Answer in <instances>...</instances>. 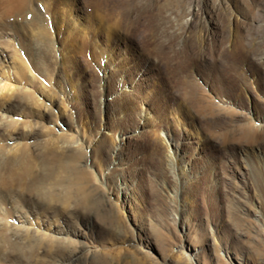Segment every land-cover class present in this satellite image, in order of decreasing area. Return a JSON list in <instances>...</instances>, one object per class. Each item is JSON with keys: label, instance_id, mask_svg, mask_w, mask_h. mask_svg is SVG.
<instances>
[{"label": "rangeland", "instance_id": "obj_1", "mask_svg": "<svg viewBox=\"0 0 264 264\" xmlns=\"http://www.w3.org/2000/svg\"><path fill=\"white\" fill-rule=\"evenodd\" d=\"M261 59L264 0H0V264H264Z\"/></svg>", "mask_w": 264, "mask_h": 264}, {"label": "bare ground", "instance_id": "obj_2", "mask_svg": "<svg viewBox=\"0 0 264 264\" xmlns=\"http://www.w3.org/2000/svg\"><path fill=\"white\" fill-rule=\"evenodd\" d=\"M21 1V0H20ZM23 1V0H22ZM22 3V2H21ZM262 60V59H261ZM263 61V60H262ZM264 62V61H263ZM5 86V85H4ZM32 166L30 164H25V166H23V175L25 176H30L32 174ZM21 218V217H20ZM22 222H25L26 219H22L21 220Z\"/></svg>", "mask_w": 264, "mask_h": 264}]
</instances>
